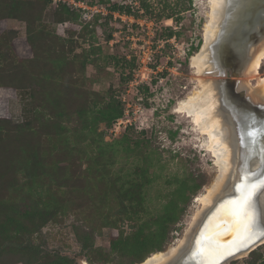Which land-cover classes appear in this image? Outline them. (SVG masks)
<instances>
[{"label":"rangeland","instance_id":"1","mask_svg":"<svg viewBox=\"0 0 264 264\" xmlns=\"http://www.w3.org/2000/svg\"><path fill=\"white\" fill-rule=\"evenodd\" d=\"M32 1L21 11L22 20L0 19V36H7L4 44L0 38V48L12 39L17 60L28 64L23 71L28 79L33 78L28 83L43 96H22L23 90L4 85L5 77L0 74V120L22 124L32 118V111H40L35 104L51 101L48 95H69L73 91L75 95L66 103L70 107L96 100L102 105L106 94L113 93L124 106V116L109 128L99 123L98 132L105 131L99 145L81 147L73 142L76 137L69 130L68 144L61 133L54 159L70 160L75 156L72 149L81 148L83 152L81 159L68 168V182L62 187L42 176L43 169L37 168L34 179L25 171L33 152L46 155L55 144L39 136L36 140L41 147L19 146L21 135L16 133L13 139H0V222L8 230L0 240L16 232L11 221L28 223L24 212L27 207L28 212L36 213L50 200L55 212L51 216L49 211L47 223L30 237L44 256L38 264H63L67 259V264H132L136 256L129 254V248L134 236L141 228L144 236L156 231L152 221L172 203L178 208L177 220L169 225L162 251L180 240L185 243L205 210L195 200L217 175L214 160L206 150V137L191 118L177 112L180 103L200 89L201 80L209 85L216 78L199 72L191 62L203 49L212 1L148 0L153 14L145 15L140 10L138 18L119 13L111 16L110 11L115 4L137 10L138 0H52L48 5ZM169 13L180 20L166 19ZM170 32L180 36L168 39ZM30 34L35 35L33 45ZM109 35L112 38L108 41ZM262 48L264 44L254 55ZM123 57L133 66L123 65ZM128 76L131 80L124 82L123 77ZM254 76L247 73L242 81L246 85L257 82L251 94L259 100L261 93L264 95V87L259 85L264 77V60ZM33 136L26 140L33 142ZM132 180L142 185L146 212L122 218V199L116 190ZM197 185L200 188L195 190ZM32 188L36 195L30 194ZM123 241L127 247L117 249ZM34 262V257L21 255L12 247L0 255V264ZM227 264H264V244Z\"/></svg>","mask_w":264,"mask_h":264},{"label":"trees","instance_id":"2","mask_svg":"<svg viewBox=\"0 0 264 264\" xmlns=\"http://www.w3.org/2000/svg\"><path fill=\"white\" fill-rule=\"evenodd\" d=\"M193 0H189V3ZM37 3H45L50 4L53 3L52 0H36ZM140 3V8L135 10L130 5L124 4H115L110 8L111 16L114 13H119L120 15L132 16L134 18L140 17V10L144 12L145 15L153 14V6L149 3L148 0H138ZM26 3L33 4L32 0H0V19L3 17L11 18V19H20L24 18V14L21 12L26 5ZM173 10V8H171ZM174 13H169L166 15V19L175 18L176 21L180 20L179 17H174ZM28 19V18H27ZM165 30H168L165 29ZM177 36H180L179 33H168V39H171ZM2 39V43L4 44L7 39L6 35L0 36ZM112 38V35L107 37L109 41ZM29 42L33 45L35 35H29ZM12 39L9 40L7 45H4V49L0 48V74L4 75L5 81L4 85H11L16 87L18 90H23L22 96H30L33 98H37L38 91L34 89L31 84H29V80L33 78H29L27 74L23 71L24 69H28V64L25 62L24 64L19 62L16 58V54L14 53L13 46L11 44ZM60 55V53L58 54ZM61 56V55H60ZM59 56V58H60ZM63 57V56H62ZM121 62L123 65L131 64L126 58H122ZM10 66V67H9ZM131 66H133L131 64ZM10 68V69H9ZM9 69V70H8ZM131 80V76L123 77L124 82H128ZM29 90L33 91L30 94ZM28 92V94L26 93ZM26 93V94H25ZM36 93V94H35ZM65 93V96H64ZM66 92L57 93L56 95L49 96V100H51L47 105H36L35 109H40L32 111V118L25 120L22 124L14 125L10 121L0 120V139H13V133L20 134L21 142L18 144L19 146L26 145L30 148H38L41 147V144L36 140L37 137L43 136L46 138L49 144H55L53 148H50V151L44 154V152L39 155L38 152H33L31 154V159L29 164L27 165L25 171H27L28 176L30 178H36L37 168L43 169L45 171L41 172L42 176L49 180L55 181L59 186H65L67 184L66 174L68 172V168L72 166L76 160H80L83 152L81 148L72 149V154H75L73 158L70 160L64 159H54V155H58L59 149H57L56 145L60 143L58 142L61 133H64V142L71 144L66 136L67 131H72L75 134V143L77 145L84 147L83 145H99L101 141L104 140L105 131L98 132V125L100 122H104L107 128L111 127L112 124L119 118L124 116V106L121 101L113 94H106V101L100 105V101L97 100L92 102L91 104L86 102H80L75 107H70L66 103H69V97L74 96L75 92ZM47 97V95H46ZM28 98V97H27ZM63 99V100H62ZM29 113V112H28ZM30 114V113H29ZM36 122V123H34ZM25 134V135H24ZM34 135L35 139L33 142H29L26 140L27 136ZM17 138V137H16ZM19 142V141H18ZM56 147V148H55ZM99 149H102L98 146ZM81 150V151H79ZM102 154L103 151L101 150ZM70 153V152H69ZM35 172V173H34ZM61 175V176H58ZM128 184L123 185L118 190H116L117 195L122 199L120 200V204L123 205L121 210L122 218H128V214L140 216L146 212V203L143 197V189L142 185L132 181H128ZM200 186L197 185L194 189H199ZM34 190V188L29 189V191ZM36 195L34 191L30 193ZM51 201L48 200L40 205L39 211L35 213L28 212L27 209L24 211L25 216L28 218V223L25 225H21V223L17 221L14 222L17 230L13 233L9 239L5 240L2 238L0 240V255L4 252H9V248L12 247L17 250V253L27 256L28 258H35V264H38V259L44 258L42 252H40V248L35 246L31 241V235L36 232L37 228L42 227L43 224H46L49 217L47 213L55 212L51 207ZM39 205V204H38ZM170 208L159 217L157 220H153V224L156 225L157 230L154 232H149V234L144 236L143 228L140 229L138 235L134 236L133 244L131 248H129V254H134L135 259H133L132 264H138L144 261L149 255L162 251L165 242H167V236L169 234V225L173 224L177 220V205L176 203H172L169 206ZM37 208V207H36ZM23 212V213H24ZM8 230L1 225L0 222V236L6 233ZM124 235V234H123ZM9 236V235H7ZM24 238H26L25 241ZM124 239V238H123ZM126 241V240H125ZM17 242V243H16ZM122 247H118L117 249L122 250L127 247L124 241L121 242ZM120 244V245H121ZM117 244L114 242L115 247ZM41 254V255H40ZM40 255V257H38ZM46 259V258H45ZM25 260V259H24ZM66 260V259H65ZM68 259L66 260V262ZM63 261V264H67Z\"/></svg>","mask_w":264,"mask_h":264},{"label":"water","instance_id":"3","mask_svg":"<svg viewBox=\"0 0 264 264\" xmlns=\"http://www.w3.org/2000/svg\"><path fill=\"white\" fill-rule=\"evenodd\" d=\"M235 10L234 14L231 12L232 16L230 14L211 50L213 57L219 62L217 75L220 79L214 80V86L219 92L221 103L225 99L226 108L223 110L230 118L226 124L231 134L230 144L235 147L238 142V131L234 125L236 122L233 121L236 114L239 127L241 125L245 132V137L242 136L244 147L254 133L259 137L262 133L264 135V103H255L251 99L248 91L241 88V78L244 75L238 72L231 73L228 71V65L242 59L245 54L241 51H248L250 40L256 36L257 26L263 27L264 0H236ZM250 175L253 176L251 179L248 178ZM261 181H264V163L260 171H252L251 165L248 166L246 162L241 164L238 182ZM239 198L240 193L236 190L231 195H220L195 227H191L186 238H191L189 242H192V245L181 257L174 259L173 263L208 264L209 261H216L217 264H227L263 245L264 236H261L258 230L251 239H247L237 228V215L229 201Z\"/></svg>","mask_w":264,"mask_h":264},{"label":"bare ground","instance_id":"4","mask_svg":"<svg viewBox=\"0 0 264 264\" xmlns=\"http://www.w3.org/2000/svg\"><path fill=\"white\" fill-rule=\"evenodd\" d=\"M211 1V16L205 25L203 49L192 58L191 62L199 72H204L206 74L211 73L210 75H214L216 78L211 80L210 86L206 84L205 81L201 80L199 83L200 89H197L196 92L188 96L184 102L180 103L177 109L178 113L185 114L191 118L192 122L197 127L196 129H200V134L206 137V150L211 154L214 160V166L217 169V175L206 188L205 193L197 196L195 200L201 203L203 209H205L201 213L199 221L204 217L205 212L213 206L220 195H231L235 192V187L242 184V182H238L241 164L246 162L248 166L251 165L252 171H260L264 163L263 133L260 137L257 133H254L248 138V143L242 147L245 132L241 125L239 127V119L236 114H234L233 121L236 122L234 125L237 128L239 137L235 147L230 144L229 135L231 136V134L226 125L228 123L227 119L230 118L227 112L223 110V108H226L225 99L221 103L218 97L219 92L215 90L214 86V82L220 79V76L217 75L219 62L213 57L211 49L227 22V19L230 18L231 12L233 11L234 14L236 11V0ZM263 60L264 48L256 54L247 73L251 76L258 75ZM243 78L244 77L241 78V88L248 91L249 96L255 103H264L263 93H261L262 99H255L251 93L256 90V88L246 85L245 82L242 81ZM259 85H261L260 87L262 88L264 87V77L260 78ZM252 177L253 176L250 175L248 178L251 179ZM199 221H197V223ZM189 241H191L190 237L187 238L185 243L183 240H180L176 245H171L165 251L153 253L139 264H177L173 263L174 259L181 257L188 247L192 245V242ZM82 264L88 263L83 261Z\"/></svg>","mask_w":264,"mask_h":264},{"label":"snow or ice","instance_id":"5","mask_svg":"<svg viewBox=\"0 0 264 264\" xmlns=\"http://www.w3.org/2000/svg\"><path fill=\"white\" fill-rule=\"evenodd\" d=\"M235 190L240 193V198L230 200L229 204L237 215V228L245 234L247 239H251L257 230L261 236H264V199H262L264 198V181L242 183ZM234 254L229 253V255ZM208 264H217V262L209 261Z\"/></svg>","mask_w":264,"mask_h":264},{"label":"flooded vegetation","instance_id":"6","mask_svg":"<svg viewBox=\"0 0 264 264\" xmlns=\"http://www.w3.org/2000/svg\"><path fill=\"white\" fill-rule=\"evenodd\" d=\"M262 24H264V22ZM261 27V25L257 26L256 36L252 40H250L248 51H241L245 55L242 57V59L236 62L234 61L231 64L229 63L228 71H230L231 73H241L244 75V78L245 75L247 76L248 69L255 56L254 53H256L259 50L260 46L264 44V25L262 28ZM256 85L257 82L254 85L250 82V86L252 88H256Z\"/></svg>","mask_w":264,"mask_h":264},{"label":"built area","instance_id":"7","mask_svg":"<svg viewBox=\"0 0 264 264\" xmlns=\"http://www.w3.org/2000/svg\"><path fill=\"white\" fill-rule=\"evenodd\" d=\"M120 122V124H122V123H124V121H119ZM131 124V123H130Z\"/></svg>","mask_w":264,"mask_h":264}]
</instances>
